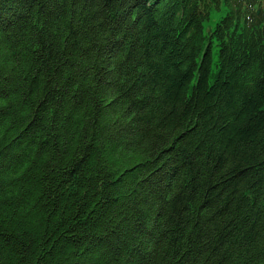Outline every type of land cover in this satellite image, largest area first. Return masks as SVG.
<instances>
[{"label": "trees", "instance_id": "obj_1", "mask_svg": "<svg viewBox=\"0 0 264 264\" xmlns=\"http://www.w3.org/2000/svg\"><path fill=\"white\" fill-rule=\"evenodd\" d=\"M0 264H264V0H0Z\"/></svg>", "mask_w": 264, "mask_h": 264}, {"label": "rangeland", "instance_id": "obj_2", "mask_svg": "<svg viewBox=\"0 0 264 264\" xmlns=\"http://www.w3.org/2000/svg\"><path fill=\"white\" fill-rule=\"evenodd\" d=\"M224 10H216L212 13V16L208 22H206V32H209V30L215 26V23L221 18L222 15H224Z\"/></svg>", "mask_w": 264, "mask_h": 264}]
</instances>
